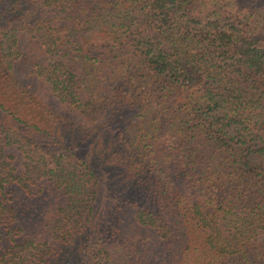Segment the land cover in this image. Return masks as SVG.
<instances>
[{
    "label": "trees",
    "instance_id": "16d2710c",
    "mask_svg": "<svg viewBox=\"0 0 264 264\" xmlns=\"http://www.w3.org/2000/svg\"><path fill=\"white\" fill-rule=\"evenodd\" d=\"M14 68L124 172L0 101V264H263L264 0H0Z\"/></svg>",
    "mask_w": 264,
    "mask_h": 264
},
{
    "label": "rangeland",
    "instance_id": "374dc122",
    "mask_svg": "<svg viewBox=\"0 0 264 264\" xmlns=\"http://www.w3.org/2000/svg\"><path fill=\"white\" fill-rule=\"evenodd\" d=\"M18 72V68H14L12 72L15 76L14 77L10 73L0 71V101L5 102L15 111L25 114L26 117L33 120L35 123L49 128L56 135H63L62 138L64 141L69 140L70 144L82 151V153L86 155L87 158L94 163V165L96 164L98 168L105 170L110 166H116L118 171L124 172V170H122L117 163H114V161L118 158L117 156H114L112 161L110 160V157L105 156L111 154V149L115 144H111L112 140H110V138H106L107 134L103 130H99V128L96 127L94 130H91V124H82L83 122H79L76 117L70 115L64 110H60L58 107H56L55 110L46 109V104L50 102L49 100H46L45 104L40 103V105H37V102L34 100L24 98L22 95L17 94L14 84L20 83L19 80L16 79ZM6 78L9 80L5 81ZM43 104L45 109L41 107ZM3 112H1L0 118H3ZM8 123L12 124V120H9ZM19 129L24 133H28L25 129ZM104 178L105 180H109V182L110 180L113 181V178ZM104 183H102V185ZM108 191L109 189L107 188V192L103 193L96 199L91 219L93 224L102 218L105 215V211L109 208V200L110 198L113 199V194ZM92 229L93 227L91 228L90 236L93 240L96 233H93ZM84 240H86L85 237L79 235L78 241L72 244L70 253L73 255L72 259L76 260L74 261L76 264L81 262L79 250L80 247L84 246ZM68 250L69 244H63L62 251L67 253ZM261 262L264 264V258H261Z\"/></svg>",
    "mask_w": 264,
    "mask_h": 264
}]
</instances>
